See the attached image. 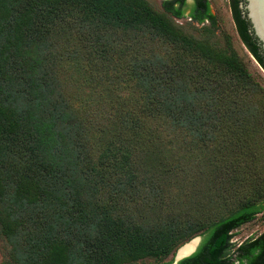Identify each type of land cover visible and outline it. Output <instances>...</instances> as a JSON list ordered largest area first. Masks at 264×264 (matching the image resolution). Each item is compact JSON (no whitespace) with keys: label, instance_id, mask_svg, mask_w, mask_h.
Returning a JSON list of instances; mask_svg holds the SVG:
<instances>
[{"label":"trees","instance_id":"1","mask_svg":"<svg viewBox=\"0 0 264 264\" xmlns=\"http://www.w3.org/2000/svg\"><path fill=\"white\" fill-rule=\"evenodd\" d=\"M240 1L230 0L233 19L264 73ZM163 8L0 0L5 264H173L197 236L178 264H264V232L232 242L264 214L261 77L231 42L221 49L166 15L214 26L208 0ZM201 146L209 157L192 170L189 151Z\"/></svg>","mask_w":264,"mask_h":264},{"label":"rangeland","instance_id":"2","mask_svg":"<svg viewBox=\"0 0 264 264\" xmlns=\"http://www.w3.org/2000/svg\"><path fill=\"white\" fill-rule=\"evenodd\" d=\"M158 12L165 13L163 8V2L165 0H147ZM211 6V10L216 18V23L214 26H212L209 22H205L203 24H199L195 21H192L190 18H175L171 16L170 14H166L169 16L172 21L180 27L185 32L195 36L198 39L206 40L209 43H211L214 46H217L221 49L226 50L228 47V42H231L232 46L243 56H246L247 58L252 60V68L251 71L254 72V74H258L261 77V82L264 85V73L259 68V66L256 64L255 61L251 58L248 50L246 49L245 45L242 43L234 19L232 15L231 10V3L230 0H208ZM191 2V1H189ZM78 45V44H77ZM76 44L72 43V46H70V49H74L77 47ZM162 48V47H161ZM159 48V49H161ZM158 49V50H159ZM162 51V50H161ZM86 60H83L81 56H78L75 60L76 63H78L80 66H82L84 63L87 64V60L89 59L87 56L84 57ZM101 66V65H100ZM99 66H91L90 68L87 66L86 69H88V72H91L92 70L97 69ZM113 75V73H110ZM97 76L98 74L95 73ZM109 76L108 74H104L103 77ZM114 77V76H113ZM190 155V168L193 170L195 168V163L197 160V157L203 159L205 161L209 155L206 154L205 148L201 146L200 148H192L189 151ZM206 165H204L203 170V180L206 181V174L207 170ZM210 171V169H209ZM210 175V172H208ZM192 188L189 189V195L191 196ZM264 232V214H260L256 217V219L250 223L245 224L240 229L234 231V237L232 239V242L235 245H239L246 240L257 237L261 235ZM202 237V236H201ZM203 239V237H202ZM177 251L174 255H171L165 262L174 261ZM8 257V248L6 245L5 240L2 238L0 234V264H5ZM129 264H161L160 261H157L152 258H147L144 260H140L137 262L129 263Z\"/></svg>","mask_w":264,"mask_h":264},{"label":"water","instance_id":"3","mask_svg":"<svg viewBox=\"0 0 264 264\" xmlns=\"http://www.w3.org/2000/svg\"><path fill=\"white\" fill-rule=\"evenodd\" d=\"M239 8L242 10L244 18H246V20L250 24L251 33L257 39L259 46L264 52V0H241L239 3ZM195 239H198V244L195 249L183 257L178 258L177 256H175L173 264H178L180 261L190 257L197 251L202 241V237L197 236L191 241ZM189 242L185 243L184 245L188 244ZM183 246H181L180 248H182ZM179 249L177 250V252L179 251Z\"/></svg>","mask_w":264,"mask_h":264},{"label":"bare ground","instance_id":"4","mask_svg":"<svg viewBox=\"0 0 264 264\" xmlns=\"http://www.w3.org/2000/svg\"><path fill=\"white\" fill-rule=\"evenodd\" d=\"M197 244H198V239L189 242L188 244L184 245L182 248L179 249L176 256L180 258L187 255L188 253H190L192 250L195 249Z\"/></svg>","mask_w":264,"mask_h":264},{"label":"flooded vegetation","instance_id":"5","mask_svg":"<svg viewBox=\"0 0 264 264\" xmlns=\"http://www.w3.org/2000/svg\"><path fill=\"white\" fill-rule=\"evenodd\" d=\"M191 1V0H188V2ZM191 3V2H190Z\"/></svg>","mask_w":264,"mask_h":264}]
</instances>
